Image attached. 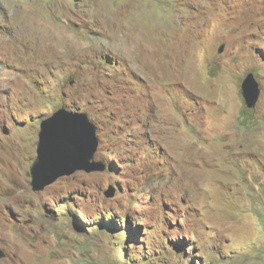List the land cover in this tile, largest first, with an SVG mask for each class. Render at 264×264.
Here are the masks:
<instances>
[{
    "label": "rangeland",
    "instance_id": "obj_1",
    "mask_svg": "<svg viewBox=\"0 0 264 264\" xmlns=\"http://www.w3.org/2000/svg\"><path fill=\"white\" fill-rule=\"evenodd\" d=\"M61 107L88 114L105 169L35 191ZM0 248V264H264V0H0Z\"/></svg>",
    "mask_w": 264,
    "mask_h": 264
},
{
    "label": "water",
    "instance_id": "obj_2",
    "mask_svg": "<svg viewBox=\"0 0 264 264\" xmlns=\"http://www.w3.org/2000/svg\"><path fill=\"white\" fill-rule=\"evenodd\" d=\"M248 108H253L260 95L259 84L251 72L241 84ZM37 157L31 167V186L43 190L58 178L77 170H104L93 160L98 148L96 126L84 111L61 107L40 123ZM111 188L106 193L112 195ZM4 256L0 248V257Z\"/></svg>",
    "mask_w": 264,
    "mask_h": 264
},
{
    "label": "trees",
    "instance_id": "obj_3",
    "mask_svg": "<svg viewBox=\"0 0 264 264\" xmlns=\"http://www.w3.org/2000/svg\"><path fill=\"white\" fill-rule=\"evenodd\" d=\"M62 204L64 205L65 203H62ZM60 206H62V205H60ZM105 222L107 223V226L108 227L114 226V224L119 227L120 226V223H122V221H120L114 215V213L112 214V216L110 218L106 219ZM124 223H125V226H126L125 227L126 228L125 231L127 232L126 236H127L128 242H133L135 245L138 246L140 243H138V241H136V239H137L138 235L142 234V231H141L142 226L141 225H138L137 227H135L133 225V222L129 219V217H128L127 214L125 215V221H124ZM128 246H129V243H128Z\"/></svg>",
    "mask_w": 264,
    "mask_h": 264
}]
</instances>
